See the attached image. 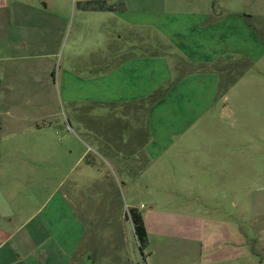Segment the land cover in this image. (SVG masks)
<instances>
[{"label": "crops", "instance_id": "obj_1", "mask_svg": "<svg viewBox=\"0 0 264 264\" xmlns=\"http://www.w3.org/2000/svg\"><path fill=\"white\" fill-rule=\"evenodd\" d=\"M13 1L14 16L24 3ZM30 1L41 13L43 5L51 8V16L43 14L51 28L75 16L79 25L96 20L100 39L107 47L114 43L97 65L76 63V71L91 74L80 77L74 69L65 70L61 79L63 100L74 113L80 109L76 105H95L103 118L114 115L116 123L99 129L77 123L75 132L68 119L66 135L58 113L11 114L6 109L0 114V264H76L82 247L81 264H98L110 252L120 253V242L101 247L108 242L89 234L93 219L81 218L85 197L76 192L91 178L106 183L107 168L122 184L174 174L173 182L182 186L177 194L186 198L198 199L196 185L233 182L234 146L218 143L215 137L224 135L209 125L232 116L234 85L222 89V83H264V34L253 32L251 22L264 14L244 13L247 0ZM31 40L0 31L3 55H25L29 47L41 55L57 41L50 31ZM247 62L251 66L235 75ZM28 135L34 139L26 143ZM183 243L192 256L180 264H199L202 241L184 236ZM147 249L146 261L154 264L151 239ZM170 259L164 249L156 264H172Z\"/></svg>", "mask_w": 264, "mask_h": 264}, {"label": "rangeland", "instance_id": "obj_2", "mask_svg": "<svg viewBox=\"0 0 264 264\" xmlns=\"http://www.w3.org/2000/svg\"><path fill=\"white\" fill-rule=\"evenodd\" d=\"M22 1L21 11L13 16L17 12L15 1L0 0V31L29 41L38 33L50 31L57 41L40 53H49V56L34 55L38 52H32L35 49L31 47L24 51L25 55L21 52L3 55L0 49V114L6 109L11 114L58 113L61 130H65L66 135L68 119L75 132L78 131L77 123L87 129H99L100 125L114 127V115L103 118L104 111L95 105H76L80 109L74 113L73 106L63 100V71L79 68L76 63L87 68L93 62L95 66L108 48H115L114 43L107 47L100 39L103 34L98 21L79 25L75 16L58 29L51 28L50 19L43 16H51L50 7L43 5L41 13L30 0ZM237 5L233 8L238 9ZM244 10V13L264 14V0H247ZM251 22L253 32L264 34V18ZM243 66H251V62L241 63L235 75ZM260 67L264 68V59ZM71 72L80 77L91 74L81 69ZM252 75L255 77V69ZM255 81L222 83V89L234 85L229 100L232 116L227 120L217 117V122L209 125L223 133L224 137H215L220 138L218 143L228 141L235 149L233 182L228 180L227 187L211 183L196 185L200 191L198 199L196 196L186 198L177 194L182 186L179 181L173 182L174 174L163 173L154 179L145 175L134 184H122L111 167L107 168L106 183H100L99 179L91 182L94 179L91 178L77 186V194L85 197L81 201V218L84 221L93 219L94 224L87 225L89 234L108 242L101 247L111 244L114 247L116 243L119 246L120 242V253L110 252L99 258L98 264H148L130 219V209L139 210L141 205L145 206L141 212L146 217L148 236L153 242L154 264L161 263L164 249L172 264H180L185 256L191 257L192 254L186 253L184 236L202 241V248L196 253L199 264H264V83ZM31 139H34L31 135L23 137L26 143ZM80 170L77 168L74 175ZM70 182L64 183V190ZM186 224L197 228V232L187 229ZM84 251L82 247L76 264H81Z\"/></svg>", "mask_w": 264, "mask_h": 264}, {"label": "trees", "instance_id": "obj_3", "mask_svg": "<svg viewBox=\"0 0 264 264\" xmlns=\"http://www.w3.org/2000/svg\"><path fill=\"white\" fill-rule=\"evenodd\" d=\"M154 97H156V95ZM130 219L139 248L142 252H145L149 245V238L143 214L138 209L132 208L130 209ZM146 255L145 252V256Z\"/></svg>", "mask_w": 264, "mask_h": 264}]
</instances>
